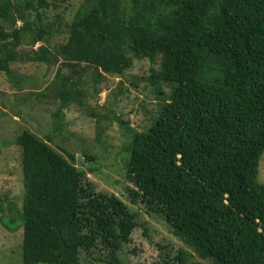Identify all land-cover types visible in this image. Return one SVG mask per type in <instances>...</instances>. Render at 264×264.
<instances>
[{
  "label": "trees",
  "instance_id": "16d2710c",
  "mask_svg": "<svg viewBox=\"0 0 264 264\" xmlns=\"http://www.w3.org/2000/svg\"><path fill=\"white\" fill-rule=\"evenodd\" d=\"M135 59L157 65L143 80L162 102L141 132L114 116L132 135L131 203L159 216L203 261L264 264V0H0V70L11 74L19 61L60 65L47 93L33 94L56 90L54 132L65 131L70 103L91 111L81 88L88 69L98 82L125 75ZM45 137L25 129L13 142L22 206L0 196L2 225L23 230V263L83 264L82 255L104 249L109 264H122L140 210L97 191L76 153ZM189 255L179 249L174 260L186 264Z\"/></svg>",
  "mask_w": 264,
  "mask_h": 264
},
{
  "label": "rangeland",
  "instance_id": "374dc122",
  "mask_svg": "<svg viewBox=\"0 0 264 264\" xmlns=\"http://www.w3.org/2000/svg\"><path fill=\"white\" fill-rule=\"evenodd\" d=\"M60 36L51 42L63 39V35ZM21 50L29 52L31 48L25 45ZM59 67L58 63L19 61L11 65V74L0 70V196H7L22 206L21 149L13 143L15 138L25 129L45 139L49 135L52 136L51 146L56 150L60 151L62 146L76 153V165L86 172L87 181L93 183L97 191L115 194L129 207L140 210L139 226L133 231L131 242L124 245L118 255L122 264H179L174 260L179 249L190 254L186 264H212L201 260L175 237L159 216L149 214L140 203H131L128 188H133L134 184L126 177L128 153L125 148L132 135L116 122L114 116L121 114L138 132L151 126L162 99H157L154 87L143 79L157 65L149 59H135L133 67L125 75H105L98 82L94 81L92 70L88 69L81 79V88L86 92V102L91 111L70 103L63 111L66 123L62 134L54 132L59 125L54 120V113L61 105L58 98L52 97L56 96V90L44 99L33 95L47 93L46 88L55 81ZM62 75L70 77L71 70L63 68ZM74 78L72 76L71 80ZM165 90L168 92V88ZM30 92L32 95H27ZM81 142H84L82 146L85 149L79 146ZM83 151L97 156V160L87 161ZM258 178L264 184V154ZM22 242V229L10 232L0 221V264H24ZM82 256L83 264H109V256L104 249L94 252V258L101 262Z\"/></svg>",
  "mask_w": 264,
  "mask_h": 264
}]
</instances>
